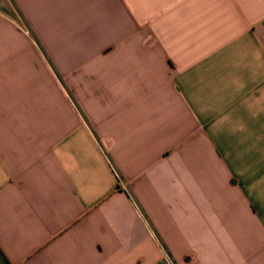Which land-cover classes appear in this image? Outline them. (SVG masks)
Wrapping results in <instances>:
<instances>
[{"label": "crops", "instance_id": "obj_1", "mask_svg": "<svg viewBox=\"0 0 264 264\" xmlns=\"http://www.w3.org/2000/svg\"><path fill=\"white\" fill-rule=\"evenodd\" d=\"M0 264H264V0H0Z\"/></svg>", "mask_w": 264, "mask_h": 264}, {"label": "rangeland", "instance_id": "obj_2", "mask_svg": "<svg viewBox=\"0 0 264 264\" xmlns=\"http://www.w3.org/2000/svg\"><path fill=\"white\" fill-rule=\"evenodd\" d=\"M26 35L28 36V37H30L31 38V33L27 30L26 32Z\"/></svg>", "mask_w": 264, "mask_h": 264}]
</instances>
